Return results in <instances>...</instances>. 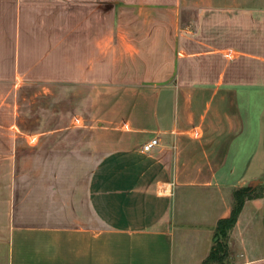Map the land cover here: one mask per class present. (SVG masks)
I'll list each match as a JSON object with an SVG mask.
<instances>
[{"label": "crops", "instance_id": "1", "mask_svg": "<svg viewBox=\"0 0 264 264\" xmlns=\"http://www.w3.org/2000/svg\"><path fill=\"white\" fill-rule=\"evenodd\" d=\"M72 2L70 15L12 21L0 87L20 71L43 86L88 87L91 108L27 134V146L5 143L14 133L0 128V264H202L234 190L264 184V112L250 120L237 90L264 88V31L257 50H212L205 24L233 8L236 29L264 28V0ZM184 5L199 10L186 23ZM215 53L260 61L263 73L209 77L194 55ZM229 248V264H264V197L245 203Z\"/></svg>", "mask_w": 264, "mask_h": 264}, {"label": "rangeland", "instance_id": "2", "mask_svg": "<svg viewBox=\"0 0 264 264\" xmlns=\"http://www.w3.org/2000/svg\"><path fill=\"white\" fill-rule=\"evenodd\" d=\"M64 1L50 0L49 5L48 0H0V49L2 48L3 51L7 52L3 53V56H1L2 61L0 62L3 78H10L9 74L13 66L11 63L12 55L10 54L12 50L10 36L14 16H32L33 20L38 17L40 21L44 14L58 16L62 11L67 10V15H70L74 10V2L72 0L64 3ZM45 5L48 7L44 8ZM30 6L32 9H29ZM198 12V8L184 5L182 11L184 23L189 18L196 16ZM213 12H205L204 14L210 17ZM235 12V9L232 8L223 12L226 15H220V21L204 23L205 28L207 27L204 31L208 34L205 35V39H202L210 45L209 47L212 50L224 47H241L249 51L252 48L254 50L258 49V38L256 35L261 37V33L264 31L262 24H245L243 22L242 29H236L238 26L241 27V24L235 23ZM62 14V17L67 16L65 13ZM23 25L26 26V22ZM187 25H189V29L198 31L202 24L196 22L195 24L188 23ZM252 36L254 37L252 38ZM202 47L193 46L190 49L201 51ZM194 58H197V62L199 61V70L203 71L204 68L209 77H231L236 68H242L243 72L241 74L243 78L247 79L250 78L251 74L263 73V64L260 61L251 62L249 59L234 61L224 58L219 53L210 55L205 61L202 59L203 55H194ZM246 58L251 57L248 56ZM191 64L189 62L187 65V77H190L193 73L190 71V67L193 66ZM21 73L19 71L14 81L4 79L6 84L0 87V102L2 103L0 104V109L3 108L1 110L2 113H0V128L14 133L3 136L5 143H13L15 140L27 146V134L33 132L41 133L49 128L69 126L73 123L75 115L90 110L91 106L88 102L90 91L88 87H75L74 85L43 86L30 82L27 79L28 76L24 77ZM22 81L26 82L23 83ZM19 82L22 83L19 84ZM11 83L13 86H11ZM16 83L19 84L17 85L18 87ZM237 90L242 91L239 93V98L243 113L246 114L249 111L251 113L250 120L253 122L258 120L256 119L258 117L260 120L264 112V88L244 86L239 87ZM242 97L245 98V101ZM247 97L249 99H246ZM15 112H18V114ZM23 149H26V147H23ZM23 153L25 154L26 150Z\"/></svg>", "mask_w": 264, "mask_h": 264}, {"label": "trees", "instance_id": "3", "mask_svg": "<svg viewBox=\"0 0 264 264\" xmlns=\"http://www.w3.org/2000/svg\"><path fill=\"white\" fill-rule=\"evenodd\" d=\"M264 197V184L243 186L233 192V208L230 217L219 220L214 236V244L210 255L202 264H229L230 233L248 200Z\"/></svg>", "mask_w": 264, "mask_h": 264}, {"label": "built area", "instance_id": "4", "mask_svg": "<svg viewBox=\"0 0 264 264\" xmlns=\"http://www.w3.org/2000/svg\"><path fill=\"white\" fill-rule=\"evenodd\" d=\"M159 144V140L157 138H154L152 140H149L143 145V150L145 152L151 151L154 147H156Z\"/></svg>", "mask_w": 264, "mask_h": 264}]
</instances>
